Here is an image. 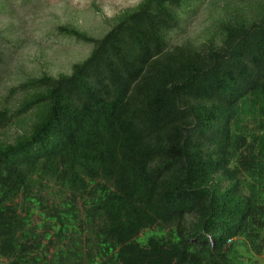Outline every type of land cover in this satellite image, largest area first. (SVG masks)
I'll return each mask as SVG.
<instances>
[{
  "label": "trees",
  "instance_id": "trees-1",
  "mask_svg": "<svg viewBox=\"0 0 264 264\" xmlns=\"http://www.w3.org/2000/svg\"><path fill=\"white\" fill-rule=\"evenodd\" d=\"M55 29L91 48L0 105V264H257L264 0H141L99 36Z\"/></svg>",
  "mask_w": 264,
  "mask_h": 264
},
{
  "label": "rangeland",
  "instance_id": "rangeland-1",
  "mask_svg": "<svg viewBox=\"0 0 264 264\" xmlns=\"http://www.w3.org/2000/svg\"><path fill=\"white\" fill-rule=\"evenodd\" d=\"M141 0H0V34L5 38L4 63H0V105L6 103L9 88L27 74L48 71L69 73L73 63L88 55L91 45L59 35L56 27L72 23L94 36L101 35L110 19ZM201 13L188 24L198 26ZM7 129L0 130V135ZM244 157V156H243ZM264 264V256L257 257Z\"/></svg>",
  "mask_w": 264,
  "mask_h": 264
}]
</instances>
